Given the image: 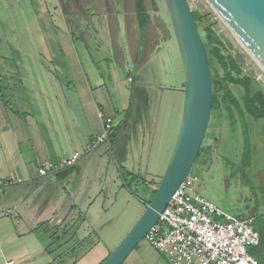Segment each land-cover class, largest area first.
<instances>
[{"label": "rangeland", "instance_id": "374dc122", "mask_svg": "<svg viewBox=\"0 0 264 264\" xmlns=\"http://www.w3.org/2000/svg\"><path fill=\"white\" fill-rule=\"evenodd\" d=\"M188 1L192 8H198L204 14L244 70L255 76L264 88V70L210 2ZM147 2L154 12L150 48L158 44V51L152 58L155 67L150 68L149 75L142 82L134 72L129 41L123 29L113 33L106 24L101 26L98 17L93 15L94 22H73L62 14L63 7L58 0H0V86L4 87L8 107L15 110L14 113H25L28 105L21 100L20 79L25 72L29 78H36V66L41 59L48 67L47 71L40 67L41 76L54 78L58 72L59 78L67 81L69 74L59 70L56 63L47 61L50 58L48 46L71 43L67 23L71 26L78 55L90 73L93 86L95 76L99 78L100 74L101 82L109 89L119 114L132 112L125 123L118 125L115 145L110 146L109 137L95 149L87 166L94 183L92 213L101 216L95 233L102 235L109 248L98 264L107 259L129 234L143 215L147 200L153 199L155 194L151 188L160 182L168 169L181 124L186 83L177 39L163 0ZM79 24L83 31L78 29ZM49 27L56 30V36H52ZM136 47V43L132 44V49ZM28 66L27 72L25 67ZM130 73L133 81L129 80ZM232 86L236 92L239 91V86ZM118 118L122 119L121 116ZM229 121L221 112L212 110L204 144L212 145L213 151L205 159L200 158L192 168L191 173L197 176L196 190L226 211L241 214L254 207L260 208L262 213L264 145H259L258 140L263 120H253L251 124V120L246 118L253 143L245 152L241 122L233 128ZM2 175L0 169V177ZM98 176L107 178V185L105 181L101 183L102 187L105 185L104 190L99 188ZM115 178L116 184L112 186ZM125 182L134 192L125 188ZM52 186L54 194L56 186ZM43 194L40 190L37 195ZM123 264L172 263L144 237Z\"/></svg>", "mask_w": 264, "mask_h": 264}, {"label": "crops", "instance_id": "0c3cea01", "mask_svg": "<svg viewBox=\"0 0 264 264\" xmlns=\"http://www.w3.org/2000/svg\"><path fill=\"white\" fill-rule=\"evenodd\" d=\"M58 1L63 7L62 14L73 22H94V16L101 26L106 24L113 33L123 29L129 41L134 72L145 81L150 68L155 67L152 58L158 51V44L150 48L154 12L147 0L150 20L146 27L140 25L136 0ZM67 25L71 43L47 47L50 57L47 61L65 70L69 74L67 81L60 79L58 72L54 78L41 76V68L47 71L48 67L40 58L39 63H34H38V76L29 78L25 72L20 79L21 100L28 105L25 113H14L15 110L0 99V169L3 174L0 177V182L3 180L0 183L3 189L0 190V264L10 261L13 264H98L109 249L102 235L95 233L101 216L92 213L94 183L87 171L95 150L86 152V145L102 132L104 118L113 117L114 127L118 128L129 116L125 111L119 114L100 74V79L95 76L93 86L90 73L78 55L71 26ZM78 29L83 31L80 24ZM50 31L52 36L57 35L55 29L50 28ZM133 39L137 40L135 50L132 49ZM25 69L28 72L29 66ZM91 70L96 74L92 67ZM129 77L133 75L130 73ZM75 152H80V158L73 165H63V159ZM47 162L60 167L40 176L38 167ZM98 177L99 188L104 190L105 185L102 187L101 183L105 181L107 185V178ZM8 181L13 182L6 183ZM115 182L116 178L112 186ZM52 184L53 188L56 186L54 194ZM40 190L44 194L38 196ZM262 195L264 197V189ZM230 213L242 218L254 217L257 224L264 227V208L262 213L260 208L254 207L245 213ZM158 252L169 260L163 252Z\"/></svg>", "mask_w": 264, "mask_h": 264}, {"label": "water", "instance_id": "95a60500", "mask_svg": "<svg viewBox=\"0 0 264 264\" xmlns=\"http://www.w3.org/2000/svg\"><path fill=\"white\" fill-rule=\"evenodd\" d=\"M264 70V0H208ZM177 39L186 97L168 169L136 225L101 264H123L160 219L174 193L191 173L204 143L213 109L208 49L188 0H163Z\"/></svg>", "mask_w": 264, "mask_h": 264}, {"label": "built area", "instance_id": "2783aa9c", "mask_svg": "<svg viewBox=\"0 0 264 264\" xmlns=\"http://www.w3.org/2000/svg\"><path fill=\"white\" fill-rule=\"evenodd\" d=\"M113 129V117L104 118L102 132L87 143L86 152L109 139ZM80 156V152H75L62 164L73 165ZM59 167L47 162L38 167V173L44 176ZM196 181L197 176L192 173L185 178L146 239L172 264H262L250 251L261 240L255 218L238 217L224 210L196 190Z\"/></svg>", "mask_w": 264, "mask_h": 264}, {"label": "trees", "instance_id": "16d2710c", "mask_svg": "<svg viewBox=\"0 0 264 264\" xmlns=\"http://www.w3.org/2000/svg\"><path fill=\"white\" fill-rule=\"evenodd\" d=\"M189 4L208 49L213 80V109H216V112H221L223 116L229 118L230 125L233 128L237 127L238 123L241 122V131L244 137V152L246 149L248 150L253 143L250 133L251 129L246 118L251 120V124L254 123L253 120L257 121L262 119L263 123L259 131L260 138L258 141L259 145H264V88L260 86L255 76L244 70L231 48L217 34L216 30L206 20L204 14L198 8H192L190 2ZM136 8L140 25L146 27L150 20V14L145 0H136ZM233 84L239 86L240 89L238 92L234 90ZM3 89L2 86H0V99L9 106V100L3 92ZM131 113L132 112L129 111L127 115L130 116ZM116 129L117 127H114V132L109 136L111 144L115 141L114 138L117 134ZM212 151V145L203 143L196 162L200 158L205 159L207 154H211ZM121 176L123 177L122 174ZM158 184L152 188L154 194L156 193ZM125 186L132 191L131 187L126 182ZM151 200L152 199H149L147 202L149 203ZM255 223L256 228L260 231L261 240L260 244L251 247L250 251L262 264H264V227L261 223L257 224L256 221Z\"/></svg>", "mask_w": 264, "mask_h": 264}, {"label": "bare ground", "instance_id": "6f19581e", "mask_svg": "<svg viewBox=\"0 0 264 264\" xmlns=\"http://www.w3.org/2000/svg\"><path fill=\"white\" fill-rule=\"evenodd\" d=\"M238 38V37H237ZM239 39V38H238ZM240 40V39H239ZM242 43V42H241Z\"/></svg>", "mask_w": 264, "mask_h": 264}]
</instances>
